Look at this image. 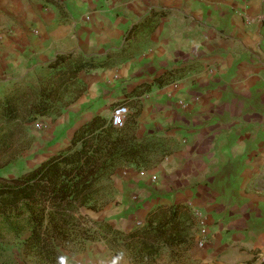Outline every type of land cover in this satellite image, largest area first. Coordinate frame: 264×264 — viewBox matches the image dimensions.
<instances>
[{
	"label": "crops",
	"instance_id": "1",
	"mask_svg": "<svg viewBox=\"0 0 264 264\" xmlns=\"http://www.w3.org/2000/svg\"><path fill=\"white\" fill-rule=\"evenodd\" d=\"M54 1L0 0V97L30 82L78 95L50 122L40 163L96 116L110 123L118 104L128 138L165 150L108 174V201L88 214L106 240L65 264H251L264 249V0ZM91 60L106 65L71 75ZM173 213L181 244L137 246L141 262L108 245Z\"/></svg>",
	"mask_w": 264,
	"mask_h": 264
},
{
	"label": "trees",
	"instance_id": "2",
	"mask_svg": "<svg viewBox=\"0 0 264 264\" xmlns=\"http://www.w3.org/2000/svg\"><path fill=\"white\" fill-rule=\"evenodd\" d=\"M105 65L104 61L82 62L71 75ZM51 96L55 95L42 97L43 105H35V114L47 115ZM0 108H3L1 117L9 120L16 109L8 101ZM126 130L125 126L117 129L105 118L96 116L75 131L67 149L16 177L0 175V245L7 238L25 236L27 252L52 261L60 256L59 248L90 239L91 228L83 227L79 210L89 204L92 207L105 204L99 202L108 191V174L116 167L136 160L140 154L144 166L154 163L151 157L153 144L142 143L140 147L134 139L128 138ZM146 152L147 156L144 155ZM176 215L173 213L171 221L164 224L134 232L140 240L139 254L153 252L151 240L165 238L168 245L185 241L186 236L169 232L179 228Z\"/></svg>",
	"mask_w": 264,
	"mask_h": 264
},
{
	"label": "rangeland",
	"instance_id": "3",
	"mask_svg": "<svg viewBox=\"0 0 264 264\" xmlns=\"http://www.w3.org/2000/svg\"><path fill=\"white\" fill-rule=\"evenodd\" d=\"M51 77V80H53L54 76ZM47 79L49 78L47 77ZM21 88V90L15 93L0 97V105L8 101V103L16 108L10 120L1 117L3 108H0V175L6 178L16 177L39 165L42 154L53 147L54 144L50 138L52 126L50 122L52 124L56 123L62 117L63 110L71 103H74L78 97V95L71 93L69 95L51 96L48 101L49 109L47 115L40 116L35 114V105H43L42 101L44 100L41 99L45 95H40V91L36 92L37 85L34 82H30ZM46 124L49 125L47 129ZM66 131L64 130V132ZM153 146V150L155 149L156 153V156L153 157L155 162L163 155V151L165 150H160L161 146L156 147L155 144ZM107 201L108 196L105 195L99 203L106 204ZM105 204L102 206L97 205L96 207H92V204H89L79 210L84 228L90 229L92 224H94V221L88 214L102 209ZM88 234L91 238L81 240L82 243L76 241L74 244L59 248V252L62 254L60 253V256L52 261L37 253L27 252L24 248L25 236L21 238H7L0 245V264H61V259H63L65 264L71 254L73 256V254L84 250V245L106 240V236L92 229L89 230ZM117 237L118 239L120 238L119 242L116 241V243L108 244L111 246V249L117 252H124L127 248H130L134 253V259L141 262V255L138 256L136 254L137 246L140 244L139 238L136 235L129 236L130 239L128 238L127 241H124L122 238L125 235L117 234ZM119 245L122 248H119ZM157 246H155V249Z\"/></svg>",
	"mask_w": 264,
	"mask_h": 264
},
{
	"label": "built area",
	"instance_id": "4",
	"mask_svg": "<svg viewBox=\"0 0 264 264\" xmlns=\"http://www.w3.org/2000/svg\"><path fill=\"white\" fill-rule=\"evenodd\" d=\"M130 110L125 104H118L112 110L111 124L117 128H123L128 122ZM200 245H204L207 242V231L204 227L200 229ZM251 264H264V249L258 251L254 255V260Z\"/></svg>",
	"mask_w": 264,
	"mask_h": 264
},
{
	"label": "clouds",
	"instance_id": "5",
	"mask_svg": "<svg viewBox=\"0 0 264 264\" xmlns=\"http://www.w3.org/2000/svg\"><path fill=\"white\" fill-rule=\"evenodd\" d=\"M61 264H64V261H63V259H61Z\"/></svg>",
	"mask_w": 264,
	"mask_h": 264
}]
</instances>
